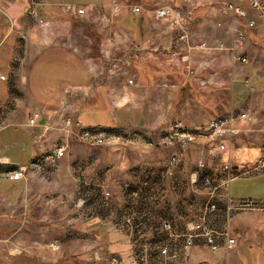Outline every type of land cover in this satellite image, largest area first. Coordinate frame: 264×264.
Returning a JSON list of instances; mask_svg holds the SVG:
<instances>
[{
  "label": "crops",
  "instance_id": "crops-1",
  "mask_svg": "<svg viewBox=\"0 0 264 264\" xmlns=\"http://www.w3.org/2000/svg\"><path fill=\"white\" fill-rule=\"evenodd\" d=\"M206 2L0 0V252L66 244L89 233V219L105 218L102 227L122 235L108 242L120 251L115 264H162L164 243L170 264H223L222 248L197 258V175L226 185L228 204L264 205V20L250 9L239 21L212 18ZM66 4L85 14H65ZM160 6L180 17L156 19ZM65 106L77 111L69 138L54 128ZM35 113L38 124L28 127ZM231 115L220 138L197 131ZM177 122L184 128L174 132ZM85 128L105 145L79 141ZM178 134L193 140L172 165ZM224 165L233 172L225 181ZM19 168L23 178L8 179ZM257 212L252 221L227 213L240 241L226 264H264V210Z\"/></svg>",
  "mask_w": 264,
  "mask_h": 264
},
{
  "label": "rangeland",
  "instance_id": "rangeland-1",
  "mask_svg": "<svg viewBox=\"0 0 264 264\" xmlns=\"http://www.w3.org/2000/svg\"><path fill=\"white\" fill-rule=\"evenodd\" d=\"M72 14H75V12H72ZM77 16H82V15H77ZM7 109L9 111L12 110V108L10 107H7ZM6 113L7 110L0 111V118H3ZM73 120L74 119L72 118V123L70 126H68L67 129L64 124L58 125L57 123L54 125V128L58 130L59 135H61L64 138H69L74 134L75 131H77V128L72 126V124L74 123ZM177 124H180L181 127L180 128L173 127V130H175L174 132L184 128L183 123L181 122H177L173 126ZM0 126H2L1 121H0ZM52 127L53 126L50 125V128H48V130L46 131H49ZM175 135L177 136V134ZM76 137L79 141L83 143L94 146L96 144V140L94 139L81 138L79 134ZM178 137H179L178 150L174 154H172L171 157L169 158L170 164H172L170 162L172 158H176L177 163L179 162L180 156L186 151L188 144L193 140V137H191L192 139L187 141L186 138L187 136L184 135L180 136L178 134ZM105 143L106 140L102 136L101 144H97V145H105ZM182 144H184L183 148L181 146ZM59 148L62 147H58L56 148V150ZM172 165H174V163ZM197 168L203 169L204 163L202 161H198ZM234 175H238V174L235 173ZM223 177H224V181L226 179L228 180V176L227 177L223 176ZM206 178L210 179V176L203 177L200 174L197 175L198 183L201 182L200 183L201 186H198V192L202 193V195L197 197L196 218L193 219L195 220V222L193 221L192 222L194 223V226H198L199 228L192 231L193 233L191 234V236L196 237V240L198 241V245L200 246L199 248L204 247V249H201V251L199 250L197 251L198 261L199 259H202L204 257L203 256L204 254L208 253V255H210L211 252H214L215 250L222 248L224 252L223 257H225L223 264H226L227 258H229L232 255V253L234 254V252L239 247V243L232 251H229L226 247L227 240L225 237L222 236V234H227L226 231L228 230L230 234L229 235L227 234V236L229 238L240 239L238 236H236V234H233L235 233V230L231 229L233 228L232 223L229 224L231 228L228 227L227 213L229 212V215H233L234 213L235 214L248 213V216L250 217L248 221H252V215L254 213H258L257 211L259 210H264V205L257 203L255 206L252 207L239 208L232 203L228 204L225 195L226 185L220 188L216 187L217 190H213L214 188L213 186L211 188L204 184L203 180ZM235 183L236 182H233L231 184L232 194H234V190H235L234 185H236ZM245 194H247V192L242 193V195ZM105 196L107 197L108 194H105ZM107 222L108 221L105 218L89 219L86 223V226L83 227V229L88 230L89 233L74 235L73 238L71 237L70 242L66 244L55 239L52 242V244L47 248H38L34 250H12L6 248L4 252H0V264H83V262L89 263V261H93L96 264H115L116 261L121 260L120 251L119 250L114 251L112 247L110 248L108 242L112 241L114 238L118 239V237H121L122 235L109 234L108 227H104V228L102 227V223H107ZM165 227L168 228V225L166 224ZM169 237L170 235L166 234L165 240L168 241L171 238ZM12 239H13V234H12V229L10 228L9 231L6 232L5 234L6 244H8L7 242H11ZM209 239L211 240V242L209 241ZM245 243H248V241H246ZM166 244L167 243H164L163 249H161L159 252V254L163 257L160 260L163 261L161 262L162 264H170L168 262L170 260L168 259H174L172 258L173 253H171L168 256ZM164 250L166 252L165 254H162L161 252ZM136 252L138 255L140 254L139 250Z\"/></svg>",
  "mask_w": 264,
  "mask_h": 264
},
{
  "label": "built area",
  "instance_id": "built-area-1",
  "mask_svg": "<svg viewBox=\"0 0 264 264\" xmlns=\"http://www.w3.org/2000/svg\"><path fill=\"white\" fill-rule=\"evenodd\" d=\"M117 0H111L112 4L115 5ZM186 3H188L189 0H184ZM207 15L209 17L215 18V17H230L235 19L236 21H239L241 19H245L247 17V9H250L251 11H254L257 13L258 17L260 19L264 20V0H207L206 5H205ZM62 11L65 14H71L72 12H75L76 15H84L85 10L83 8L76 7L72 4H66L62 6ZM141 9L140 7H133L132 8V13L134 15L140 14ZM173 14L176 18L180 17V14L176 11H174L172 8L166 7V6H160L156 9L153 10V15L156 19H161V18H166ZM245 26L247 28H254L256 27V21L254 19H248L246 21ZM239 37L242 39L244 37V34L240 31L239 32ZM238 61L244 63L246 62V59L243 58H238ZM0 80H5V77L0 74ZM129 84H132L133 81L129 80ZM76 110H72L69 106L63 107L56 118V123L58 125L64 124L66 126V129L68 126L71 125L72 123V118L73 116L76 115ZM233 115L229 117L228 120L226 119H221L217 118L215 120L210 121L205 127L197 129V131L204 132L208 135H213L216 138H220L221 135L224 133L223 128L224 125L226 124L227 121H232ZM41 118V115L39 113L33 114L31 117H29L27 121V126L28 127H35L38 124L39 119ZM237 119L243 120L246 118L244 114H239L236 117ZM72 126H76L77 123L75 119L73 120ZM181 125L177 124L174 126V128H180ZM50 128V125H44L43 130L46 131ZM67 131V130H66ZM63 132V131H62ZM65 132V131H64ZM234 134V132H231ZM81 138H89V139H94L96 140V144H101V136L100 133L97 132L95 129H81V133L79 134ZM187 141L192 139L191 135H186ZM182 148L184 147V144L181 145ZM220 150L224 149L223 145L219 146ZM63 155V149L59 148L55 152V157L60 158ZM170 162L173 164L177 163L176 158H172ZM203 166V165H202ZM202 168V167H201ZM258 168H264V162L258 164ZM222 171L229 175L231 173V169L228 165H224L222 167ZM25 170L22 168L17 169L15 172L11 173L8 175L9 179L12 181H17L20 180L23 177ZM204 184L207 186H211V180L209 178H206L203 180ZM213 190H217L216 187L213 188ZM257 202L252 201V200H243V201H238L237 207L242 208V207H252L255 206ZM213 208V207H212ZM198 226H194L192 229H198ZM223 237L226 238L227 240V249L229 251H232L236 245L239 243L240 239H234V238H229L227 234H222ZM211 242V240L209 239ZM165 250L162 251V254H165Z\"/></svg>",
  "mask_w": 264,
  "mask_h": 264
},
{
  "label": "bare ground",
  "instance_id": "bare-ground-1",
  "mask_svg": "<svg viewBox=\"0 0 264 264\" xmlns=\"http://www.w3.org/2000/svg\"><path fill=\"white\" fill-rule=\"evenodd\" d=\"M231 169V168H230ZM226 174V173H225ZM227 175V174H226ZM231 175H233V172H232V170H231V173L229 174V175H227L228 176V179L230 178V176ZM211 188H212V183H211V186H210Z\"/></svg>",
  "mask_w": 264,
  "mask_h": 264
}]
</instances>
